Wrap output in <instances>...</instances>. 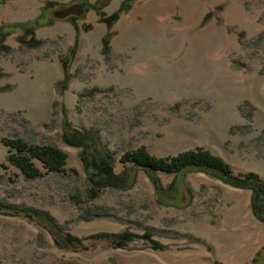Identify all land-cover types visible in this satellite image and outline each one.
<instances>
[{
  "label": "rangeland",
  "instance_id": "1",
  "mask_svg": "<svg viewBox=\"0 0 264 264\" xmlns=\"http://www.w3.org/2000/svg\"><path fill=\"white\" fill-rule=\"evenodd\" d=\"M124 1L0 0V135L68 155L63 173L27 179L0 143V264H251L264 245L251 189L200 170L157 172L156 187L127 169L93 197L89 178L140 149L202 147L264 180V0H137L100 20ZM52 2L85 12L56 18ZM125 232L127 247L58 242Z\"/></svg>",
  "mask_w": 264,
  "mask_h": 264
},
{
  "label": "trees",
  "instance_id": "2",
  "mask_svg": "<svg viewBox=\"0 0 264 264\" xmlns=\"http://www.w3.org/2000/svg\"><path fill=\"white\" fill-rule=\"evenodd\" d=\"M137 0H125L122 3V6L119 10L112 16L106 17L104 13L100 12V20L104 21L109 27H111V23H114L119 14L123 11L129 10L132 5ZM86 5V4H85ZM55 6H63L61 3L52 2L47 8L51 9ZM101 9V6H98ZM70 18H76V16L71 15ZM32 33L27 36H31L29 40L34 42H39L32 37ZM110 36L111 31L107 33L106 36L103 37V49L105 51H110ZM73 50L77 49V45H75ZM62 63H64L62 61ZM65 67V66H64ZM67 67V66H66ZM65 67V68H66ZM64 126H65V140H68L69 143H72V140L69 139V134L75 136H81L82 132L77 129L72 130L71 122H69L67 118V113L64 111ZM81 134V135H78ZM80 138V137H78ZM0 143L5 145L8 149L7 161L11 166L17 167L22 174L27 179H36L42 176L45 173H63L66 171L67 165V153L62 151L59 147L52 144H37L33 142H28L27 140L20 137H8L0 135ZM80 145V144H78ZM124 171L116 173L114 170V165L111 163V159L109 162L100 160V162L92 163V167L96 170L93 172V175H90V190L94 196H97L98 193L104 186H112V187H120L124 182V175L128 170H144L148 174L153 176L154 184L156 187H159V183L156 177L157 172H163L166 174H172L175 177L180 174H184L188 170H200L210 174H215L219 176H223L228 178V180L234 184L242 188H249L252 190V201H251V209L255 217L264 224V180L260 178V176L256 173H243L236 172L230 164H227L225 160L221 157L213 154L209 149L206 148H195L193 150L184 151L173 157H158L150 154L147 149L139 151H134L124 159ZM0 208H3L0 206ZM7 208V207H6ZM11 209L15 207H9ZM17 209V208H16ZM26 211V210H25ZM28 214L34 213L30 210L27 211ZM149 237L150 242H153V248L156 250H163V245L152 241L151 235ZM110 238V239H109ZM134 238H137L134 233L125 232L117 235L111 234H96L88 237H84L82 239H77L69 235L65 237V241L61 239L58 241L61 245L62 243L71 245V246H82L88 247V243L91 241L97 240H110L116 242L118 247H127L129 242ZM152 244V243H151ZM214 264H220L218 262H214ZM251 264H264V245L259 250L253 258Z\"/></svg>",
  "mask_w": 264,
  "mask_h": 264
},
{
  "label": "water",
  "instance_id": "3",
  "mask_svg": "<svg viewBox=\"0 0 264 264\" xmlns=\"http://www.w3.org/2000/svg\"><path fill=\"white\" fill-rule=\"evenodd\" d=\"M63 7V6H62ZM56 18H67L71 15L80 16L84 14L85 9L82 3L72 4L61 9L50 10Z\"/></svg>",
  "mask_w": 264,
  "mask_h": 264
}]
</instances>
